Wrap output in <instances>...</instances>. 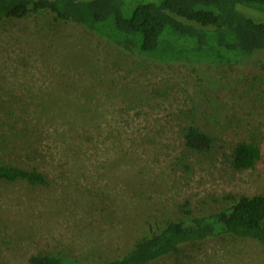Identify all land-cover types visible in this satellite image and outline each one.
I'll return each instance as SVG.
<instances>
[{
    "label": "rangeland",
    "instance_id": "1",
    "mask_svg": "<svg viewBox=\"0 0 264 264\" xmlns=\"http://www.w3.org/2000/svg\"><path fill=\"white\" fill-rule=\"evenodd\" d=\"M245 12L264 20V13ZM141 59L46 11L0 21V264L32 255L127 257L166 222L264 193V71ZM189 126L207 149L186 146ZM259 158L234 168L237 143ZM146 264H264V244L224 233Z\"/></svg>",
    "mask_w": 264,
    "mask_h": 264
},
{
    "label": "trees",
    "instance_id": "2",
    "mask_svg": "<svg viewBox=\"0 0 264 264\" xmlns=\"http://www.w3.org/2000/svg\"><path fill=\"white\" fill-rule=\"evenodd\" d=\"M264 13V0H0V21L46 11L55 20L73 22L119 48L158 63L238 65L264 53V20L245 9ZM264 71V56L256 60ZM186 146L203 150L211 139L194 126L185 133ZM253 143L240 142L232 152L234 168L259 158ZM0 179L42 184L44 175L0 164ZM231 233L264 244V193L241 195L208 214L168 221L138 240L127 257L104 262L54 255H32L31 264H146L176 252L181 245Z\"/></svg>",
    "mask_w": 264,
    "mask_h": 264
}]
</instances>
